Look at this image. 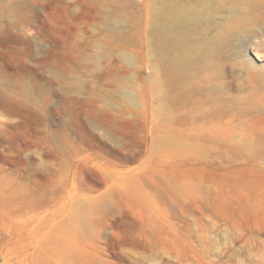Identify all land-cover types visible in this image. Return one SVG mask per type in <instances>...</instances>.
Masks as SVG:
<instances>
[{
  "label": "rangeland",
  "instance_id": "obj_1",
  "mask_svg": "<svg viewBox=\"0 0 264 264\" xmlns=\"http://www.w3.org/2000/svg\"><path fill=\"white\" fill-rule=\"evenodd\" d=\"M16 1L12 17L0 0V264H264V0L220 2L224 40L191 81L223 72L214 109L158 96L151 52L114 43L151 0ZM127 83L134 104L114 97Z\"/></svg>",
  "mask_w": 264,
  "mask_h": 264
},
{
  "label": "bare ground",
  "instance_id": "obj_2",
  "mask_svg": "<svg viewBox=\"0 0 264 264\" xmlns=\"http://www.w3.org/2000/svg\"><path fill=\"white\" fill-rule=\"evenodd\" d=\"M5 2L8 14L12 17L18 16L19 2ZM220 2L221 0H151V15L146 23L136 17L134 23L132 22L133 33L124 29H113L112 38L114 43L121 45L132 47L142 44L144 49L151 52L153 64L164 69L169 81L168 92L164 91L163 87L156 86L158 96H169L170 92L172 94L182 88L186 95L188 94L187 103L192 108L203 105L214 109L219 105H216V100L221 89L211 85L210 80L222 76L223 72L215 69L201 85L195 83L192 86L191 81L195 82L204 68L212 64L211 56L224 40L225 32L222 26L215 25V15L218 13ZM247 2L248 0H233L236 5ZM123 59L127 64L135 65L133 57L124 56ZM130 88L128 83L123 85L114 97L120 102L136 103V97ZM194 90L202 93L203 97L193 99Z\"/></svg>",
  "mask_w": 264,
  "mask_h": 264
}]
</instances>
